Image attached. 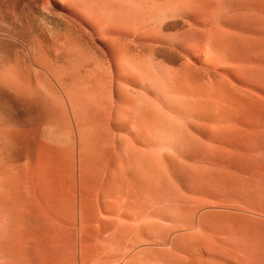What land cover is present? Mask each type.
Instances as JSON below:
<instances>
[{"label":"rangeland","instance_id":"374dc122","mask_svg":"<svg viewBox=\"0 0 264 264\" xmlns=\"http://www.w3.org/2000/svg\"><path fill=\"white\" fill-rule=\"evenodd\" d=\"M71 1L73 14L95 24V36L88 26L85 32L92 31L87 38L96 39L101 55L77 48L73 14L53 0H0V264H264V122L246 134L251 128L240 122L241 110L227 103L225 0ZM140 11L150 17L147 59L134 55L139 29L118 20ZM109 36L119 37L116 46L128 55L119 78ZM129 104L139 114L147 109L148 123L145 141L131 143L148 146L167 184L163 201L143 195L126 212L144 218L161 211L164 218L128 223L97 212L53 218L46 200L75 183L78 149L101 151L98 158L106 160L117 144L129 142L138 120L125 124ZM222 120L235 124L223 129ZM93 130L109 138L100 150ZM99 202L116 207L112 197ZM114 225L132 230L122 235Z\"/></svg>","mask_w":264,"mask_h":264},{"label":"bare ground","instance_id":"6f19581e","mask_svg":"<svg viewBox=\"0 0 264 264\" xmlns=\"http://www.w3.org/2000/svg\"><path fill=\"white\" fill-rule=\"evenodd\" d=\"M79 2H81V0H78ZM53 4H55V6H57V8H61L64 7L65 9H67L69 11V13L73 14V3L71 0H53ZM132 2V1H131ZM130 2V3H131ZM164 2V1H163ZM173 3V2H172ZM160 6V5H159ZM78 7V6H77ZM76 7V8H77ZM220 13V12H219ZM225 13H226V17H225V21H226V26H225V33H224V40H225V53H226V72H227V78H228V83H229V90L227 91V89L224 91H227V103L229 106H231L232 108L238 107L241 112H242V120L240 122H244L243 124L247 123L246 125L249 126L251 129H247L245 128V133L247 134V132L249 131L250 135L251 132L254 128H259L260 124L264 122V0H225ZM73 19L75 22V33H74V38L73 40H75V44L79 45V48L81 52H85L86 55L88 54L87 52H92L94 54L97 53V55H101V53H103L101 50H99L95 44L94 41L96 40L95 38L93 39H89L87 38V36L93 31V33L95 32L94 30V25L92 22H90V25H88V22H85V20L83 19V17L79 14H73ZM122 17V16H121ZM119 18V17H118ZM152 18V17H151ZM150 19L149 14L143 11L140 12H134L130 18H120L118 19L119 22H121V24H127L130 25V27L132 29H130V31H132L133 29H139V49L138 52H136L135 57L136 56H140L139 58H145V56L147 55L148 51H149V47L147 46V39L148 37H146L147 34V23L148 20ZM224 22V21H223ZM97 23V22H96ZM116 25V24H115ZM177 25V24H175ZM175 25H170V28H174ZM88 26L92 31H90L91 33H89L88 35H86V27ZM119 26V23H118ZM177 27V26H176ZM217 27V26H216ZM215 27V28H216ZM128 27H126L127 29ZM113 29V28H112ZM117 33H120V29L121 28H116ZM120 31H119V30ZM155 29V27H154ZM224 29V28H223ZM110 30V29H109ZM114 30V29H113ZM149 30V29H148ZM88 31V30H87ZM108 31V30H107ZM112 31V30H110ZM115 31V32H116ZM129 31V30H128ZM156 31V29L154 30ZM217 31V30H216ZM109 32V31H108ZM121 35H124L125 33H123L124 31H121ZM135 32V31H134ZM133 32V33H134ZM153 32V31H152ZM213 32V31H212ZM96 33V32H95ZM94 33V36L96 35ZM137 33V31L135 32ZM150 33V32H149ZM151 34V33H150ZM214 34V33H213ZM119 35V34H117ZM127 35V34H126ZM128 35H131V33ZM127 35V36H128ZM73 36V34H72ZM93 36V37H94ZM136 36V35H135ZM134 36V38H135ZM91 37V36H90ZM110 37V36H109ZM132 37V36H130ZM119 38V37H118ZM117 36H113L112 38L110 37V39L107 42V49L108 51L112 52V53H117V58H116V70L118 71L117 73V77H121L122 76V71L126 69V60L128 55L125 54V52L119 48H117L116 43L121 42L120 39H118ZM151 38V37H150ZM87 39V40H86ZM71 40V38H70ZM69 40V42H70ZM135 41V40H132ZM59 42V41H58ZM138 43V44H139ZM74 45V44H73ZM131 45V44H130ZM135 45H133L134 47ZM56 47V46H55ZM69 47V46H68ZM71 47V46H70ZM132 47V48H133ZM55 49V48H54ZM72 49V47H71ZM78 49V50H79ZM136 49V48H135ZM134 49V51H135ZM77 50V49H75ZM132 51V50H131ZM162 51V50H160ZM159 51L160 54L163 55L164 51H162V53ZM76 52V51H75ZM68 53V52H67ZM105 53V51H104ZM127 53V52H126ZM129 53V50H128ZM138 53V55H137ZM133 54V52H132ZM166 54V52L164 53ZM61 55V54H60ZM64 55V54H63ZM66 55V54H65ZM84 55V54H83ZM103 56L105 54H102ZM161 55V56H162ZM205 55V54H204ZM79 56V55H78ZM167 56V54L165 55ZM61 57V56H60ZM73 57V56H72ZM134 57V58H135ZM204 57V56H203ZM211 57L208 54L205 55V60H208V58ZM82 58V57H81ZM130 58V57H129ZM134 58L132 60H134ZM147 59V58H145ZM152 59V58H151ZM68 60V59H67ZM66 60V61H67ZM86 60V59H85ZM105 60V58H104ZM109 60V59H108ZM132 60L130 59V61L132 62ZM191 60V59H190ZM203 60V59H202ZM223 60V59H222ZM19 61V60H18ZM75 61V60H74ZM128 61V60H127ZM138 61V60H137ZM77 62V60H76ZM81 62V61H80ZM86 62V61H85ZM84 62V63H85ZM100 62V61H99ZM109 62V61H108ZM130 62V63H131ZM142 62V61H141ZM82 63V62H81ZM80 63V64H81ZM84 63L82 68L84 67ZM129 63V62H128ZM139 63V61H138ZM87 64V63H86ZM105 62L103 63L104 66ZM110 64V63H109ZM135 64V62H134ZM225 64V63H224ZM76 65V64H75ZM146 65V64H145ZM66 66V65H65ZM73 66V65H72ZM111 66V65H110ZM135 66V65H134ZM140 66V65H139ZM76 67V66H75ZM100 68V67H99ZM42 69V68H41ZM66 69V68H65ZM75 69V68H74ZM77 69V68H76ZM112 69V68H111ZM132 69V68H131ZM167 69V68H166ZM43 70V69H42ZM49 70V69H48ZM122 70V71H121ZM134 70V68H133ZM144 70V69H142ZM141 70V72H142ZM180 70V69H179ZM46 71V70H45ZM56 71V70H55ZM73 71V70H71ZM80 71V69H79ZM146 71V70H145ZM39 72V71H38ZM47 72V71H46ZM66 72V71H65ZM168 72V71H167ZM93 73V72H92ZM133 73V72H132ZM135 73V72H134ZM147 73V72H146ZM178 73V72H177ZM66 74V73H65ZM112 74V73H111ZM72 75V74H70ZM96 75V74H95ZM99 75V74H98ZM100 77V76H99ZM146 77V76H145ZM53 78V77H52ZM56 78V77H55ZM74 78V77H73ZM76 78V77H75ZM102 78V76H101ZM95 79V78H94ZM114 80V79H112ZM125 80V79H124ZM55 81V80H54ZM53 81V82H54ZM70 81V80H69ZM102 81V80H101ZM109 81H111L109 79ZM72 82H74L72 80ZM86 82V81H85ZM84 82V83H85ZM91 82V81H90ZM113 82V81H111ZM187 82V81H186ZM207 82V81H206ZM55 83H57V81H55ZM62 83V82H61ZM77 83V82H76ZM83 83V82H82ZM83 83V85H84ZM106 83V82H103ZM145 83V82H144ZM185 83V82H184ZM193 83V82H192ZM70 84V83H69ZM87 84V83H86ZM100 84V81H99ZM98 84V86H99ZM102 84V83H101ZM100 84V85H101ZM105 84H103L104 86ZM56 86V85H55ZM61 86V85H60ZM85 86V85H84ZM83 86V87H84ZM226 86V85H225ZM53 87V86H52ZM59 87V86H58ZM67 87V86H66ZM87 87V85H86ZM85 87V88H86ZM105 87L107 89H109L106 85ZM185 87V86H184ZM227 87V86H226ZM92 88V86H91ZM105 88V89H106ZM62 90V88H60ZM101 91L102 89H104V87L100 88ZM104 90V92H107L109 94L110 89H112V87L109 89V92ZM60 90V91H61ZM93 90V89H92ZM99 90V89H98ZM55 91V90H54ZM63 91V90H62ZM70 91V90H69ZM99 91V93L101 92ZM176 91V90H175ZM215 91V90H214ZM234 91H237V93H235ZM85 92V91H83ZM103 92V94H104ZM64 93V92H63ZM107 93H105L106 95H103V97L106 98V96L108 97L109 95H107ZM215 93V92H214ZM198 94V93H197ZM220 94V93H219ZM86 96V95H85ZM111 96V94H110ZM88 97V96H87ZM91 97V96H90ZM103 97H101V99H103ZM224 97V96H223ZM89 98V97H88ZM104 98V99H105ZM109 98V97H108ZM107 98L108 102L109 99ZM121 99V98H120ZM219 99V98H218ZM225 99V98H224ZM106 100V101H107ZM62 101V100H61ZM101 101V100H100ZM99 102V101H97ZM96 102V103H97ZM104 102V101H103ZM225 102V101H223ZM99 103H97L98 105ZM187 104V103H186ZM101 105V104H100ZM115 105V104H114ZM84 106V105H83ZM102 106V105H101ZM129 106L131 107V105L129 104ZM138 106V105H137ZM145 106V105H144ZM110 107V106H109ZM112 107V106H111ZM83 108V107H82ZM88 108V107H87ZM98 108V107H97ZM103 108V107H102ZM107 108V107H106ZM47 110V109H46ZM107 110V109H106ZM53 111V110H52ZM85 111V110H84ZM216 111V110H215ZM234 111V110H233ZM123 112V111H122ZM219 112V111H217ZM99 116V115H98ZM102 116V115H101ZM228 116V115H227ZM106 117V116H105ZM84 118V116H83ZM86 118H87V114H86ZM138 119L137 120V126H135L136 130L135 132H129V142L128 143H124L121 142L119 144L116 145V150H117V154H111L106 160L100 159L98 158L100 155V152L98 153L97 151L94 152L92 154L89 152V149L86 153H83V151L81 152L78 149L77 152V158H75V160L77 161V169L78 174H77V178H75V183L72 182V186H69V188L67 189L65 187V189H67L68 193L64 191V193H60L52 196V197H48L49 199L46 200V202L48 201L49 204V208H48V212L51 213L50 215L53 216V214L56 215H60L61 217H69L68 215H73V217H75L74 215L79 214L80 216L84 217L85 214L88 213H93L95 214L97 212L98 213H107L109 215H117L119 216L121 219L120 220H124L126 222H141V220H149V219H163V215L161 211H151L149 213L148 217H139L138 215H132V213L130 212H126L129 209H131V206L133 203H137L139 201L142 200L143 195H147L149 200H154V201H163L166 198L165 192H164V187L166 186V180L164 181L163 178L161 176H164V173L162 172V167L156 162L157 160L152 159L149 151H148V146L146 148V145L143 146L144 144L142 143V147L140 148L138 145H133L134 143H131L132 141H135L136 139L140 140L144 142L146 138L145 136V132L147 131L146 129L148 128V123L146 121L147 118V109L142 113L139 114L138 111H136V109L134 107H131L130 111L127 112V121L125 122L126 125H128L129 121L131 119ZM145 118V119H144ZM214 118V117H213ZM231 118V117H230ZM104 119V118H103ZM160 120V119H159ZM216 120V119H215ZM135 121V120H134ZM133 121V122H134ZM71 122V121H70ZM204 121H202L203 123ZM212 122V121H211ZM223 123V125H227L226 127H222L223 129L227 128L228 129V125L230 124L229 120H222L220 121ZM233 122V121H232ZM231 122V123H232ZM238 122V121H237ZM79 123V122H78ZM83 123V122H82ZM213 123V122H212ZM219 123V122H218ZM206 123H203V127L207 126L205 125ZM214 125L216 124L215 122L213 123ZM232 124H235L234 122ZM133 125V124H132ZM171 125V124H170ZM173 125V124H172ZM186 125V124H185ZM208 125L210 128H212L213 126L211 125V123L208 122ZM211 125V126H210ZM103 127V126H101ZM126 127V126H125ZM129 127V125L127 126ZM126 127V128H127ZM134 127V126H133ZM230 127H234L231 126ZM241 127V126H238ZM246 127V126H245ZM134 128V129H135ZM159 128V127H158ZM179 128V127H178ZM186 128V127H185ZM207 129V127H205ZM209 128V129H210ZM216 128V127H215ZM45 129V128H44ZM86 129V128H85ZM84 129V130H85ZM100 129V128H99ZM102 129V128H101ZM100 129V130H101ZM117 129V127L115 128ZM133 129V130H134ZM187 129V128H186ZM242 129V128H241ZM43 130V129H42ZM47 130V128H46ZM72 130V129H71ZM83 130V131H84ZM167 130V129H165ZM180 132V138H185L186 133L184 128L180 127L178 129ZM211 130V129H210ZM230 130V129H229ZM127 131L128 128H127ZM188 131V130H187ZM46 132V131H45ZM205 132V131H203ZM243 132V131H242ZM59 133V132H58ZM75 133V132H74ZM101 132L97 131V130H93L92 131V137L94 139V144H96L95 150H100V147L102 145H100V143L102 144V142L107 141V136H103L102 134H100ZM153 133V132H152ZM255 132L252 133V135ZM44 134V133H43ZM63 134V133H62ZM88 134V133H87ZM90 134V132H89ZM245 134V135H246ZM46 135V134H44ZM124 135V134H122ZM190 135V134H189ZM251 135V136H252ZM145 136V137H144ZM150 136V135H149ZM250 136V137H251ZM262 136V135H261ZM109 137V136H108ZM156 137V136H155ZM249 137V135H248ZM249 137V138H250ZM107 138V139H105ZM183 138V139H184ZM187 138V137H186ZM264 138V137H262ZM44 139V138H43ZM50 139V138H49ZM135 139V140H134ZM142 139V140H141ZM181 139V140H183ZM229 139V138H228ZM157 140V139H156ZM109 141V140H108ZM186 141V140H185ZM250 141V140H249ZM248 141V143H249ZM115 142V141H114ZM181 142V141H180ZM179 142V144H180ZM177 143V142H176ZM186 143V142H185ZM92 144V143H91ZM80 145V144H79ZM131 145H133V147H137V148H133ZM177 145V144H176ZM220 145V144H219ZM263 145V144H261ZM76 146V145H75ZM100 146V147H98ZM141 146V144H140ZM174 146V145H173ZM181 146L182 143H181ZM211 146V145H210ZM252 146V145H251ZM259 146V145H258ZM77 147V146H76ZM75 147V148H76ZM171 147V146H170ZM178 147V145H177ZM217 147V146H216ZM248 147V146H247ZM74 148V149H75ZM81 148V147H80ZM176 148V147H175ZM251 148V147H249ZM255 148V147H254ZM146 149V150H145ZM150 149V148H149ZM172 149V147H171ZM253 149V148H252ZM251 149V150H252ZM256 149V148H255ZM254 149V150H255ZM76 150V149H75ZM102 151L103 148H101ZM182 150V149H181ZM262 150V148L260 149V151ZM72 151V150H71ZM210 151V150H209ZM217 150H215L216 152ZM75 152V151H74ZM184 152V151H183ZM249 152V151H247ZM263 152V151H262ZM40 153V152H39ZM95 153H97L95 155ZM253 153V152H252ZM259 152H257L258 154ZM76 154V152L74 153ZM73 154V156H74ZM92 154V155H91ZM106 151L104 153V155L106 156ZM214 154V153H213ZM261 154V153H260ZM210 154H208L209 156ZM217 155V154H216ZM215 155V156H216ZM259 155V154H258ZM76 156V155H75ZM74 156V157H75ZM207 156V155H206ZM214 156V155H213ZM254 156V155H253ZM101 157V156H100ZM175 157V156H174ZM220 157V156H219ZM255 157V156H254ZM257 157V156H256ZM255 157V158H256ZM102 158V157H101ZM210 158V157H209ZM224 158V157H222ZM221 158V159H222ZM152 159V160H151ZM215 159V158H214ZM218 159V158H216ZM258 159V158H257ZM262 159V157H261ZM74 160V161H75ZM160 160V159H159ZM171 160V159H170ZM173 160V159H172ZM226 160V159H225ZM174 161V160H173ZM172 161V162H173ZM176 161V160H175ZM218 161V160H217ZM222 161V160H220ZM224 161V160H223ZM260 161V160H259ZM208 162V161H207ZM210 162V161H209ZM212 162V161H211ZM226 162V161H224ZM222 162V164L224 163ZM263 162V161H262ZM261 162V163H262ZM175 162H173L174 164ZM213 163V162H212ZM212 163L209 164V166H212ZM246 163V162H245ZM248 163V162H247ZM246 163V164H247ZM160 164H162L160 162ZM172 164V167L174 166ZM198 164V163H197ZM206 164V163H205ZM214 164V163H213ZM226 164V163H225ZM229 164V163H227ZM233 164V163H232ZM176 165V164H175ZM201 165V164H200ZM203 165V164H202ZM215 165V164H214ZM221 165V164H219ZM231 165V164H230ZM249 165V164H247ZM261 165V164H260ZM208 166V165H207ZM227 166V165H224ZM229 166V165H228ZM237 166V165H236ZM161 167V169H160ZM171 167V166H170ZM171 167V168H172ZM223 167V166H222ZM238 167V166H237ZM250 167V166H249ZM252 167V166H251ZM178 168V167H177ZM206 168V167H205ZM204 168V169H205ZM220 168V167H219ZM255 169V167H253ZM252 168V170H253ZM176 169V168H175ZM228 169V167H227ZM239 169V168H238ZM256 171V170H254ZM258 171V168H257ZM260 171V170H259ZM263 171V170H262ZM251 173V172H249ZM256 173V172H255ZM224 174V173H223ZM253 173H251L252 176ZM263 173H261L262 175ZM250 176V177H251ZM264 176V175H263ZM263 176L262 179H263ZM193 177V176H192ZM260 177V175L258 176ZM260 177V178H261ZM74 177H72L73 179ZM207 178V177H206ZM259 178V179H260ZM219 179V178H218ZM223 179V178H222ZM74 180V179H73ZM89 180V181H88ZM264 180V179H263ZM72 181V180H71ZM205 181V180H204ZM255 181V180H254ZM87 182V184H86ZM259 182L256 181V183ZM264 183V182H262ZM218 184V183H216ZM248 184V183H247ZM259 184V183H258ZM200 185V184H199ZM211 185V184H210ZM255 185V183H254ZM252 185V186H254ZM257 185V184H256ZM215 186V185H213ZM224 186V185H223ZM259 186V185H258ZM254 188V187H253ZM257 188V186H256ZM206 189H208L206 187ZM257 190H260L257 189ZM58 192V191H57ZM44 193H42L43 195ZM51 194V193H50ZM42 195H40V198L42 197ZM47 196L48 193H46ZM108 198L110 200V198L112 197L116 203H113L116 207H114V209L112 210V208H105V204L104 206H101L99 202L100 199L103 198ZM110 197V198H109ZM47 199V197H45ZM23 199V198H22ZM27 199V198H26ZM36 200V199H34ZM42 200V199H41ZM105 200V199H104ZM113 201V200H112ZM10 202V201H9ZM40 202V201H39ZM110 202V201H109ZM36 203V202H35ZM38 203V202H37ZM43 203V202H41ZM36 205V204H35ZM113 205V206H114ZM48 206V205H47ZM112 206V205H110ZM120 206V209H118V207ZM107 207V206H106ZM42 208V207H41ZM33 209V208H32ZM230 209V208H229ZM30 210V209H29ZM35 210V209H34ZM47 213V212H46ZM45 213V214H46ZM136 214V213H135ZM88 215V214H87ZM86 215V216H87ZM167 215V214H166ZM193 215V214H192ZM40 216V214H39ZM85 216V217H86ZM59 217V218H61ZM62 217V218H63ZM82 217H80L79 219H81ZM54 218V216H53ZM71 218V217H70ZM95 218V216H94ZM149 218V219H147ZM54 221V220H53ZM234 223V222H233ZM242 223V222H241ZM182 224V223H181ZM237 224V223H236ZM144 226H149L147 225V223H145ZM242 226V224H241ZM114 227L116 228V232H120L122 235H126L128 234L131 230L132 227L127 226V225H114ZM182 228H188L189 226H187V224H184L183 226H181ZM242 228V227H241ZM246 229H244L243 231H245ZM240 232V231H239ZM241 233V232H240ZM245 233V232H244ZM237 235H239L237 233ZM246 235V233L244 234V236ZM242 235V237H244ZM248 235H246L247 237ZM245 237V238H246ZM249 237V236H248ZM247 237V238H248ZM241 237H239L240 239ZM249 239V238H248ZM261 239V237H260ZM259 239V240H260ZM237 241H239L238 239H236ZM241 240V239H240ZM235 242V241H234ZM251 243H254L251 242ZM259 243V242H258ZM222 245V244H221ZM227 245V244H226ZM225 245V246H226ZM259 245V244H258ZM234 246V245H233ZM245 246V245H244ZM248 246V245H247ZM246 246V247H247ZM261 246V245H260ZM236 247V246H235ZM242 247V246H241ZM249 247V246H248ZM233 248V247H232ZM223 249V248H222ZM229 249V248H228ZM258 249V248H256ZM221 250V249H220ZM34 251V250H33ZM232 251V250H231ZM257 251V250H255ZM227 252V251H226ZM260 252V251H259ZM224 254V253H223ZM235 254V253H234ZM256 254V253H255ZM259 255H261V253H259ZM258 255V256H259ZM248 256V255H247ZM251 258V256H249ZM248 257V258H249ZM260 257V256H259ZM264 257V256H263ZM219 258V257H218ZM223 258V257H222ZM228 258V256H227ZM254 260L255 255H253L252 257ZM261 258V257H260ZM260 258H257L258 260ZM224 260V258H223ZM251 260V261H252ZM256 260V261H258ZM222 261V259H221ZM250 261V263H251ZM255 261V260H254ZM254 261H252V264H256L253 263ZM241 262V261H240ZM239 262V263H240ZM218 263V262H217ZM245 263V262H244ZM243 263V264H244ZM263 263V262H261Z\"/></svg>","mask_w":264,"mask_h":264}]
</instances>
